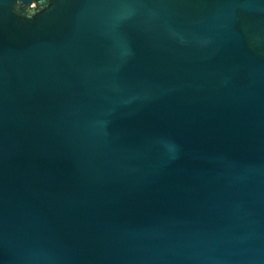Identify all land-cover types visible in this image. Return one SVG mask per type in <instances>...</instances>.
<instances>
[{
    "label": "water",
    "instance_id": "water-1",
    "mask_svg": "<svg viewBox=\"0 0 264 264\" xmlns=\"http://www.w3.org/2000/svg\"><path fill=\"white\" fill-rule=\"evenodd\" d=\"M0 264H264V0H0Z\"/></svg>",
    "mask_w": 264,
    "mask_h": 264
}]
</instances>
